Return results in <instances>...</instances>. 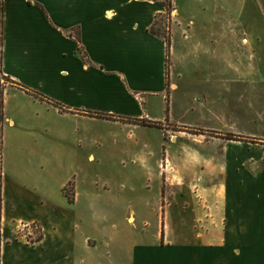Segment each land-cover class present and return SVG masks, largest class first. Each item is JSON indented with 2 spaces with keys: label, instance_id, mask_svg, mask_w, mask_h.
<instances>
[{
  "label": "crops",
  "instance_id": "obj_1",
  "mask_svg": "<svg viewBox=\"0 0 264 264\" xmlns=\"http://www.w3.org/2000/svg\"><path fill=\"white\" fill-rule=\"evenodd\" d=\"M166 2L3 0L0 77L7 89L56 102L64 118L94 120L97 114H109L122 120L109 122L137 129L149 128L144 122L173 124L178 102L176 90L168 91L169 49L152 28L160 16H183L177 0L172 6ZM177 31L187 33L185 43L191 47V29L179 24ZM210 78L223 80L224 74ZM181 139L185 145L169 155V169L200 168L206 177L222 179L195 188L197 193L180 188L170 202L159 199L152 232L120 229L118 218L107 214L99 218L97 204L82 201L76 191L67 209L55 210L49 200H41L43 213L27 219L9 218L3 210L0 264H264V174L224 173L218 162L226 155L239 159L238 154L220 148L203 155L189 145V138ZM212 139L216 150L224 144L222 138ZM157 165L160 178L164 164ZM19 192L17 203L40 210ZM135 220L134 215L127 218L132 225ZM33 225L41 227L43 238L28 243L19 232L21 226Z\"/></svg>",
  "mask_w": 264,
  "mask_h": 264
},
{
  "label": "rangeland",
  "instance_id": "obj_2",
  "mask_svg": "<svg viewBox=\"0 0 264 264\" xmlns=\"http://www.w3.org/2000/svg\"><path fill=\"white\" fill-rule=\"evenodd\" d=\"M177 2L183 18L160 16L154 28L170 41L168 91L176 90L178 102L173 114L178 121L173 124L137 129L109 122L122 121L109 114L94 115V120L64 118L56 102L7 89L0 77V197L9 218L42 214L41 200H49L55 210L67 209L79 191L82 201L97 204L99 218L107 214L118 218L120 229L152 232L159 199L170 202L180 188L192 187L197 193L222 179L217 174L208 178L200 168L169 169V155L185 145L181 138H189V145L203 155L220 148L238 154L239 159L226 155L218 162L224 173L233 169L264 174V0ZM171 3L167 0L166 5ZM2 5L0 0V13ZM179 24L193 32L191 47L185 43L187 33L177 31ZM2 36L1 23L0 63ZM217 72L224 74L223 80L210 78ZM189 105L192 112L187 115ZM213 137L223 139L218 150L211 145ZM158 161L164 164L160 178ZM19 191L40 210L17 203ZM131 215L136 217L134 225L127 222ZM19 233H31L32 241L42 229L21 226Z\"/></svg>",
  "mask_w": 264,
  "mask_h": 264
},
{
  "label": "trees",
  "instance_id": "obj_3",
  "mask_svg": "<svg viewBox=\"0 0 264 264\" xmlns=\"http://www.w3.org/2000/svg\"><path fill=\"white\" fill-rule=\"evenodd\" d=\"M155 25L154 27L152 28V33L155 34V35H159V33H157L155 31ZM167 45H168V49L170 50V41H166ZM2 99H3V89L1 88L0 89V109L2 110V105H3V102H2ZM99 117V116H98ZM144 126H148V127H152V128H155L157 126L155 125H152V124H148V123H145L144 122ZM0 150H1V141H0ZM1 176V175H0ZM67 191V190H66ZM1 220H2V209H1V197H0V230H1ZM1 233V232H0ZM43 237L42 235L37 239L38 241L41 240Z\"/></svg>",
  "mask_w": 264,
  "mask_h": 264
},
{
  "label": "built area",
  "instance_id": "obj_4",
  "mask_svg": "<svg viewBox=\"0 0 264 264\" xmlns=\"http://www.w3.org/2000/svg\"><path fill=\"white\" fill-rule=\"evenodd\" d=\"M31 233H29L28 235H24L23 237H24V239L28 242V243H31V242H34L35 240H32V241H30L29 240V238L31 237Z\"/></svg>",
  "mask_w": 264,
  "mask_h": 264
}]
</instances>
